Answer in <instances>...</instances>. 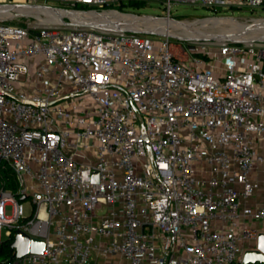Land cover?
Instances as JSON below:
<instances>
[{
    "label": "built area",
    "instance_id": "1",
    "mask_svg": "<svg viewBox=\"0 0 264 264\" xmlns=\"http://www.w3.org/2000/svg\"><path fill=\"white\" fill-rule=\"evenodd\" d=\"M128 1L147 0H0V229L44 240L0 264L241 263L264 231V46L184 60L128 23L51 21ZM159 1L153 19L178 2L264 11Z\"/></svg>",
    "mask_w": 264,
    "mask_h": 264
},
{
    "label": "rangeland",
    "instance_id": "2",
    "mask_svg": "<svg viewBox=\"0 0 264 264\" xmlns=\"http://www.w3.org/2000/svg\"><path fill=\"white\" fill-rule=\"evenodd\" d=\"M143 5L141 6H127L125 8H120L119 10L122 11L123 13H130L134 14L135 16L139 17H150V15H157V16H162L166 14V9L164 8L163 4L159 0H147L143 1ZM57 7L59 8H69L64 5H58ZM76 9H81V8H76ZM122 15V14H118ZM170 15L172 19L174 20H157V19H152V18H144L140 19L143 22L146 23H153V24H170V25H179L185 21H189V24H196V23H202L203 21H207L210 24H215V25H206L202 29V31L205 32H212V33H218L222 34V38H215L211 35H181V34H174V35H158L156 33H141L142 36H147V37H167L170 42V48L171 51L177 55L180 59L187 60L190 57H192L193 52H198L202 56H213L214 53L216 55L217 53V47L220 43H228V44H238V45H256L258 47L264 46V33H257L258 35L254 37L252 40H242V39H233L229 35H232L235 32H240V30H245V28H249L251 26H255L258 23H264V11L261 9H248V8H241V9H227V10H222L221 12L215 14L211 10H209L207 7L194 4V3H184V2H178V3H173L171 6V12ZM124 17H128L125 15H122ZM205 17H229L233 19H222L220 21H223L225 23H219L216 24V22L213 19H206V20H197V19H202ZM26 18V17H25ZM28 18V17H27ZM30 19H34L32 16L29 17ZM234 19L235 21H238L239 23H242L241 25L237 26L234 24ZM36 20V19H35ZM227 20V21H226ZM7 22H12L15 23L16 19L9 20ZM229 22V23H226ZM63 25H72L71 21L69 18H64L63 19ZM231 25H234L233 28L231 29ZM210 27V28H209ZM207 28V29H206ZM214 28V29H213ZM240 28V29H237ZM257 31L253 29H248L247 33L248 35H255ZM160 34V33H159ZM214 55V56H215ZM34 85V80L32 79L31 81H27L23 84L24 86V92H28L32 90ZM87 99V98H86ZM85 99V100H86ZM0 174L5 175V172L0 169ZM22 205L24 208V212L28 213L30 210V199H24L22 201ZM6 213L10 214L11 213V206L7 205L6 206ZM7 238V233L5 228L0 229V240H5ZM251 245L254 246L255 242H251ZM237 264V263H233Z\"/></svg>",
    "mask_w": 264,
    "mask_h": 264
},
{
    "label": "bare ground",
    "instance_id": "3",
    "mask_svg": "<svg viewBox=\"0 0 264 264\" xmlns=\"http://www.w3.org/2000/svg\"><path fill=\"white\" fill-rule=\"evenodd\" d=\"M26 9L24 7H19L18 10H23ZM37 9L39 13H43V15L47 16L49 15L50 12H52L50 9H43V8H34ZM53 14L56 15V18L51 19V21H58V20H62L64 18H71L72 21L74 23H85L88 25H102L105 22L110 25L113 24H121V23H128L127 25L130 27H137V28H143L147 31H153L159 35H174V34H181V35H196V36H200L202 34L204 35H211L215 38H222L223 35L218 34V33H212V32H205L202 31L200 29H202L205 25H209L210 23L207 21H203L202 23H196V24H189V21H185L179 25H170V24H153V23H146L141 21L140 19H144V18H151V17H136L134 15L131 14H125V13H119V12H113V11H105L102 13H94V12H78V11H72L69 9H63V10H57L56 12L53 11ZM118 14H122L128 17H124L122 15H118ZM40 18V17H39ZM41 19V18H40ZM153 19V18H152ZM207 19H213L216 24L219 23H225L223 21H220L222 19H233V18H229V17H213V18H207ZM41 20H45V19H41ZM48 20V19H47ZM50 20V19H49ZM159 21V19H157ZM162 21H165L163 19H161ZM172 20V19H169ZM201 20H206V19H201ZM264 20V19H262ZM227 21V20H226ZM234 24H236L237 26L241 25L242 23H239L238 21H235L234 19ZM55 23V22H54ZM229 23V22H226ZM212 25V24H211ZM234 25H231V29L233 28ZM210 28V27H209ZM207 29V28H206ZM214 29V28H213ZM240 29V28H237ZM245 30H240V32H235L232 35H229L231 38L233 39H242V40H252L254 37H256L258 34L257 33H264V23H258L255 26H251L248 29H253L256 32L255 35H248L246 34L248 29L247 28H243Z\"/></svg>",
    "mask_w": 264,
    "mask_h": 264
},
{
    "label": "water",
    "instance_id": "4",
    "mask_svg": "<svg viewBox=\"0 0 264 264\" xmlns=\"http://www.w3.org/2000/svg\"><path fill=\"white\" fill-rule=\"evenodd\" d=\"M207 18L213 17H205L202 19ZM24 198L25 196L21 197V199ZM10 247L14 249L16 257H21L28 252H41L44 248V240L38 237H30L25 232L16 230L13 239L10 241ZM255 262H264V231L258 233L255 247L246 249L242 256V264Z\"/></svg>",
    "mask_w": 264,
    "mask_h": 264
},
{
    "label": "trees",
    "instance_id": "5",
    "mask_svg": "<svg viewBox=\"0 0 264 264\" xmlns=\"http://www.w3.org/2000/svg\"><path fill=\"white\" fill-rule=\"evenodd\" d=\"M143 1H128L127 3L123 4L122 6H141L143 5ZM122 8V7H120ZM200 54V53H196ZM8 174V173H7ZM13 181L11 180L10 185L13 186ZM10 241L11 238H7L5 240L0 241V260L7 258V257H13L14 249L10 247ZM242 264V263H237ZM247 264H264V262H255V263H247Z\"/></svg>",
    "mask_w": 264,
    "mask_h": 264
},
{
    "label": "crops",
    "instance_id": "6",
    "mask_svg": "<svg viewBox=\"0 0 264 264\" xmlns=\"http://www.w3.org/2000/svg\"><path fill=\"white\" fill-rule=\"evenodd\" d=\"M260 191L257 193L259 195Z\"/></svg>",
    "mask_w": 264,
    "mask_h": 264
}]
</instances>
